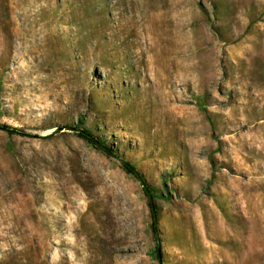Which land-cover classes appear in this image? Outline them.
<instances>
[{"label": "rangeland", "instance_id": "rangeland-1", "mask_svg": "<svg viewBox=\"0 0 264 264\" xmlns=\"http://www.w3.org/2000/svg\"><path fill=\"white\" fill-rule=\"evenodd\" d=\"M0 84L34 136L0 131V264H156L140 187L79 120L170 193L164 264H264V0H0Z\"/></svg>", "mask_w": 264, "mask_h": 264}, {"label": "trees", "instance_id": "trees-1", "mask_svg": "<svg viewBox=\"0 0 264 264\" xmlns=\"http://www.w3.org/2000/svg\"><path fill=\"white\" fill-rule=\"evenodd\" d=\"M219 27L218 29H221ZM1 86V84H0ZM195 102L198 104L200 111L205 112V109L202 107V103H204V99L201 96L195 97ZM62 130H67L71 132L77 139L82 141L86 146L90 149L102 154L107 159L115 160L118 162L120 170L123 174L133 180L140 187L141 193L145 199L146 206L149 214V228L151 232V238L153 243V249L150 252L151 258L156 262V264H164L163 256H162V244L160 239V233L158 230V222H159V210L156 205V200L161 199L165 202L169 201L170 193L166 190L165 194H160L157 192V189L154 188L146 179L144 174L138 169L137 165L122 155H120L115 149H113L110 145H108L103 139L98 138L90 128L85 125L83 120H79L76 122H70L69 124H64L61 128ZM0 131L5 133L8 136L16 135L22 137H34L20 128H13L6 124L0 123ZM212 164L213 162L209 160ZM213 172L212 176L213 177ZM167 176H163L162 183L165 185ZM211 183V181H208ZM166 189V186H164Z\"/></svg>", "mask_w": 264, "mask_h": 264}]
</instances>
